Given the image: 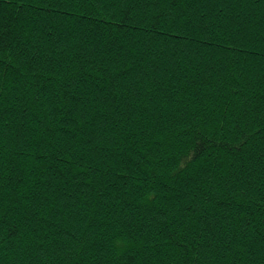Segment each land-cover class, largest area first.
Wrapping results in <instances>:
<instances>
[{"label": "trees", "instance_id": "1", "mask_svg": "<svg viewBox=\"0 0 264 264\" xmlns=\"http://www.w3.org/2000/svg\"><path fill=\"white\" fill-rule=\"evenodd\" d=\"M0 264H264V0H0Z\"/></svg>", "mask_w": 264, "mask_h": 264}]
</instances>
